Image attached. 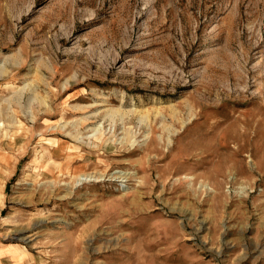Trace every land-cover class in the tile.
I'll use <instances>...</instances> for the list:
<instances>
[{
    "label": "rangeland",
    "instance_id": "obj_1",
    "mask_svg": "<svg viewBox=\"0 0 264 264\" xmlns=\"http://www.w3.org/2000/svg\"><path fill=\"white\" fill-rule=\"evenodd\" d=\"M0 264H264V0H0Z\"/></svg>",
    "mask_w": 264,
    "mask_h": 264
},
{
    "label": "bare ground",
    "instance_id": "obj_2",
    "mask_svg": "<svg viewBox=\"0 0 264 264\" xmlns=\"http://www.w3.org/2000/svg\"><path fill=\"white\" fill-rule=\"evenodd\" d=\"M2 74V73H1ZM39 97V96H38ZM31 106V105H30ZM26 107V106H25ZM27 108V107H26ZM29 110V109H28ZM33 116H35V114L33 115ZM36 117V116H35ZM84 178V177H83ZM82 178V180H84V179H87L88 178V176H86L84 179ZM79 179H81V178H79ZM91 179V178H90ZM81 181V180H80ZM22 239V238H21ZM13 255L15 256V258L16 257H18L19 255H20V251L19 250H17V251H15L14 253H13ZM21 258V257H20ZM18 261V260H17ZM20 262V261H19Z\"/></svg>",
    "mask_w": 264,
    "mask_h": 264
}]
</instances>
